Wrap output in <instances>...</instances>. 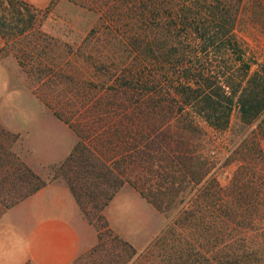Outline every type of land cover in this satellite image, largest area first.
I'll return each mask as SVG.
<instances>
[{"label": "trees", "instance_id": "1", "mask_svg": "<svg viewBox=\"0 0 264 264\" xmlns=\"http://www.w3.org/2000/svg\"><path fill=\"white\" fill-rule=\"evenodd\" d=\"M7 1L12 7L23 2ZM78 1L104 13V22L84 39L102 42L116 62L110 81L101 85L105 96L113 93V98L85 104L79 112L84 121L73 124L79 140L59 165L98 237L71 264H151L153 249L163 238L138 251L109 226L104 206L126 182L158 207H168L189 184L215 218L219 184L216 179L202 182L215 161L208 158L210 152L205 156L199 141L207 134L205 124L228 126L234 105L247 121L264 111V66L251 69L250 56L235 33L239 0ZM123 56L126 62L117 64ZM81 84L87 90L86 80ZM13 160L0 156V166L20 171L22 181L39 179L23 161ZM44 184L39 180L15 195L0 189L1 207ZM181 251L176 264L208 259Z\"/></svg>", "mask_w": 264, "mask_h": 264}, {"label": "rangeland", "instance_id": "2", "mask_svg": "<svg viewBox=\"0 0 264 264\" xmlns=\"http://www.w3.org/2000/svg\"><path fill=\"white\" fill-rule=\"evenodd\" d=\"M22 1L12 7L0 0V156L23 161L39 179L22 181L20 171L0 166V189L14 195L39 180L66 183L59 165L79 140L73 124L84 121L79 112L85 104L113 98V93L105 96L101 85L110 81L116 62L102 42L84 39L105 20L99 7L78 0ZM235 33L251 69L264 66V0H239ZM125 62L123 56L117 64ZM85 80L89 93L81 84ZM205 129L199 142L215 163L202 182L216 179L219 184L215 218L192 185L168 207H158L127 182L144 200L124 189L105 205L104 215L138 251L163 238L151 264L181 262V250L192 258L207 257L202 264H264V111L247 121L234 105L228 126L205 124ZM5 209L0 205V213ZM83 229L96 234V243L95 226Z\"/></svg>", "mask_w": 264, "mask_h": 264}, {"label": "crops", "instance_id": "3", "mask_svg": "<svg viewBox=\"0 0 264 264\" xmlns=\"http://www.w3.org/2000/svg\"><path fill=\"white\" fill-rule=\"evenodd\" d=\"M124 189L142 198L125 184L113 196ZM88 224L68 185L47 182L0 213V264H71L95 243Z\"/></svg>", "mask_w": 264, "mask_h": 264}]
</instances>
